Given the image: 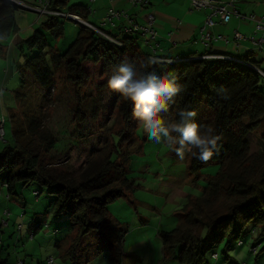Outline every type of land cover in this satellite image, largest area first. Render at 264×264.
I'll use <instances>...</instances> for the list:
<instances>
[{
	"label": "trees",
	"instance_id": "16d2710c",
	"mask_svg": "<svg viewBox=\"0 0 264 264\" xmlns=\"http://www.w3.org/2000/svg\"><path fill=\"white\" fill-rule=\"evenodd\" d=\"M18 7L13 0H0V39L18 32L15 18ZM47 8L84 19L91 13L88 5H71L70 0H48ZM65 20L75 22L67 16L43 13L40 27L23 41L32 54L26 56L20 67L23 77L14 92L22 108L10 113L12 142L0 150V189L5 188L9 198L22 196L17 192L19 185L27 187L37 183L42 190H35L36 196L47 190L49 205L45 212L43 215L36 213L28 222L31 237L42 227V216L52 212V215L68 219L71 232L66 237L69 245L62 256L71 264L85 263L84 256L91 242L86 243V240L90 238L95 240L97 251H109L115 264L123 263L122 248L127 228L113 218L109 206L135 189L134 180L128 176L131 144L138 140L140 133L144 141L153 138L133 116L132 102L114 92L112 101L123 120V128L112 135L113 148L106 153L94 154L77 173L70 171L63 162L52 161L57 137L45 127L41 112L34 114L26 106L31 94L26 75L31 74L38 88L44 91L43 101H48V92L56 87L58 71L64 72L70 85L85 89L84 94L95 83V77H99L91 99L99 96L102 100L108 79L116 74L122 62H129L137 68L138 77L149 71L166 74L169 79L177 77L181 91L170 102L169 110L162 114L166 118L165 126L173 119L179 120L175 113L187 108L196 112L195 122L211 126L221 137L208 161L190 154L188 169L200 176L208 163L220 164L218 173L208 178L202 196L194 206L203 209L202 203L208 205L211 197L218 193L229 198L230 204L226 210L214 209L204 217L188 210L183 219L185 224L182 221L172 229H159L163 243L162 263L210 264L207 260L210 255L215 260L222 256L224 261L240 264L230 251L244 246L249 239L250 253H255L257 260L264 257V76L254 65L251 54L211 56L212 53L207 51L200 57L164 59L160 56L164 60L153 65L148 63L150 51L141 49L142 38L137 32H109V38L83 24H79L73 42L61 50L51 44L50 38L55 40L64 36ZM4 48L0 45V52ZM41 107L43 105L39 104ZM91 109L94 113L95 105ZM79 117H83V111ZM257 130L261 132L262 146L252 153L249 135ZM172 135L178 137L179 134ZM161 137L166 139L163 133ZM206 190H209L208 196H205ZM54 221V225L62 224L65 219ZM45 225L50 227L48 223ZM52 229L53 234L60 232L57 226ZM240 240L243 241L241 245ZM257 260L255 264H258ZM5 263L6 259L0 258V264Z\"/></svg>",
	"mask_w": 264,
	"mask_h": 264
},
{
	"label": "rangeland",
	"instance_id": "374dc122",
	"mask_svg": "<svg viewBox=\"0 0 264 264\" xmlns=\"http://www.w3.org/2000/svg\"><path fill=\"white\" fill-rule=\"evenodd\" d=\"M70 4L88 5L92 8L96 6L92 0H70ZM41 16L37 9L32 11L18 7L15 10L18 32L6 39H0V45L6 49L0 52V91H3L0 95V119H6L5 140H0V150L8 142H12L10 113L22 108L14 92L23 77L20 67L25 63L26 56L32 54L23 41L32 35L35 28L40 27ZM89 17L88 20L95 23L92 13ZM78 28L77 23L65 20L64 36L55 40L49 37L51 44L65 50L75 39ZM140 42L141 49L148 52L149 48ZM99 80V77H95V83L89 86L88 92L91 91V94L88 95V92L83 93L85 89L80 90L70 85L64 72L58 71L56 87L48 92V101H43L41 95L44 91L38 88L31 74L26 75L27 88L31 93L26 106L29 112H41L45 118V127L57 137L52 161L63 162L68 170L76 173L94 154L111 151L112 135L123 128V120L114 106L115 102L112 101L113 90L107 87L102 100L99 96L91 99ZM39 104H42L43 108H39ZM94 105L96 110L92 113L91 107ZM81 111L82 118L79 117ZM164 141L163 137L160 142L154 139L144 141L141 133L138 140L133 141L128 176L134 180L135 189L109 206L113 218L127 228L122 248V264H163V243L158 235L159 229H172L182 221L185 224L184 218L188 210L196 211L197 215L199 212L200 216L204 217L214 209L226 210L230 204L229 198L218 193L211 197L208 205L202 203L203 209L194 206V202L202 196L208 178L218 173L220 164L210 162L202 168L200 176L194 175L188 169L190 153L186 151L181 159L174 150L176 146H170ZM249 142L251 152L256 153L262 146L260 130L249 135ZM37 189L42 190L37 183L27 187L19 185L17 192L22 196L16 198H9L7 190L0 189V258L6 259L5 264H18L20 260H23L24 264H47V258L54 256L53 264H71L62 256L64 249L69 245L66 236L71 232L66 216L58 217L49 212L40 219L42 227L36 234L31 237V233H28L29 220L36 213L43 215L49 205L47 190L36 196ZM208 194L209 190H206L205 196ZM5 210H10L9 216ZM56 218L65 221L54 225ZM3 221H7L8 225H4ZM46 223L50 225L49 228ZM19 224L24 226L22 231L18 229ZM54 226L60 228L58 234L52 233ZM90 239L86 240V243L91 242L88 252H85L84 264H115L112 254L109 251H97L95 240ZM250 248L251 239L244 246L232 249L230 255L240 264H255L256 254L250 253ZM207 260L210 264H233L230 260L224 261L222 256L215 260L209 255ZM257 261L258 264H264V257Z\"/></svg>",
	"mask_w": 264,
	"mask_h": 264
},
{
	"label": "crops",
	"instance_id": "0c3cea01",
	"mask_svg": "<svg viewBox=\"0 0 264 264\" xmlns=\"http://www.w3.org/2000/svg\"><path fill=\"white\" fill-rule=\"evenodd\" d=\"M19 1L26 5L42 6L39 0ZM94 3L96 6L90 9L94 15V24L97 25L111 7L128 11L141 24L145 23L147 14L153 12L158 42L163 48L159 56L165 57L164 59L177 56L200 57L207 51L212 53L211 56L229 54L243 57L251 54L255 61L254 65L264 70V42L261 45L256 43L262 36V32L256 30L254 21L237 16L236 13H232L227 23H222L217 17H213L215 24L204 28L209 10L194 9L189 0H149L148 6L135 5L131 0H96ZM229 8L241 15L255 14L257 18L264 19V0H236ZM35 10L32 9V11ZM89 15L85 18L87 21H89ZM120 25L121 23L118 22L116 28L108 26L106 31L120 33ZM208 32L211 34V39L206 41L203 35ZM237 33L241 36L237 37Z\"/></svg>",
	"mask_w": 264,
	"mask_h": 264
},
{
	"label": "clouds",
	"instance_id": "9594fccd",
	"mask_svg": "<svg viewBox=\"0 0 264 264\" xmlns=\"http://www.w3.org/2000/svg\"><path fill=\"white\" fill-rule=\"evenodd\" d=\"M148 63L154 65L159 61L150 58ZM107 83L111 90L132 102L133 116L150 138L160 142L163 133L166 144L178 145L174 150L181 159L186 151L202 161H208L213 156L221 137L211 126L195 122L194 110L180 109L175 113L180 119H173L165 126L166 118L162 114L169 110L170 102L181 91L176 76L169 79L166 74L157 75L149 71L138 77L137 68L132 63L122 62ZM2 94L3 91H0ZM173 133H178V137Z\"/></svg>",
	"mask_w": 264,
	"mask_h": 264
},
{
	"label": "built area",
	"instance_id": "2783aa9c",
	"mask_svg": "<svg viewBox=\"0 0 264 264\" xmlns=\"http://www.w3.org/2000/svg\"><path fill=\"white\" fill-rule=\"evenodd\" d=\"M93 2L96 0H92ZM133 4L140 5V6H148L149 0H131ZM190 5L194 9H208L209 14L207 18L205 19V27H211L215 24V20L213 17H217L222 23H227L230 21L232 17V13H236L237 16L247 18L249 20H252L256 23V30L262 32V36L258 39L256 42L257 44H262L264 42V19L263 18H257L255 14H249V15H241L236 10H231L229 6H233L236 0H230V1H219V0H189ZM40 3L42 4L41 7L31 6L32 9H37L41 11L42 13H51V14H57V15H63L67 16L69 18H72L74 21H79L80 24H83L85 26H88L89 28L101 33L102 35H105L109 38L111 36L108 34L110 31H106V27L110 26L113 28L117 27V23L120 22V33H135L137 32L140 34L142 38V42L149 48L151 58H155L156 60H164L159 56V53L163 51V48L160 47V44L158 42V31L156 28V21H155V15L153 12H150L146 16L145 23L141 24L138 23L135 19V17L130 14L128 11L125 10H118L114 7H111L108 9L107 13L104 15V17L101 19L99 24H94L90 21H87L86 19L74 15V14H68L65 15L61 12L50 10L47 8L48 6V0H40ZM43 7V8H42ZM237 37L241 36L240 33L236 34ZM204 40H210L211 34L208 32L207 34L203 35ZM258 71L264 76V70L257 68ZM5 123L6 119L2 117L0 119V140H5ZM5 213L9 216L10 210H5ZM4 225H8L7 221H3ZM18 229L22 231L24 229L23 224H19ZM239 245L243 243V241L238 242ZM255 251V249H254ZM217 254H214V257L217 258ZM55 262L54 256H50L47 258V264H53ZM18 264H24L23 260H20ZM243 264H248L247 262Z\"/></svg>",
	"mask_w": 264,
	"mask_h": 264
},
{
	"label": "water",
	"instance_id": "95a60500",
	"mask_svg": "<svg viewBox=\"0 0 264 264\" xmlns=\"http://www.w3.org/2000/svg\"><path fill=\"white\" fill-rule=\"evenodd\" d=\"M14 2H16L18 4V6L22 9H26V10H32L31 7L27 6L25 3H23L22 1L19 0H13ZM72 19V18H71ZM77 23H79V21H76Z\"/></svg>",
	"mask_w": 264,
	"mask_h": 264
}]
</instances>
